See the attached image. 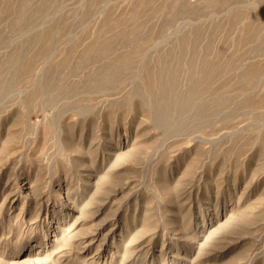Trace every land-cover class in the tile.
Returning <instances> with one entry per match:
<instances>
[{
  "label": "rangeland",
  "instance_id": "374dc122",
  "mask_svg": "<svg viewBox=\"0 0 264 264\" xmlns=\"http://www.w3.org/2000/svg\"><path fill=\"white\" fill-rule=\"evenodd\" d=\"M261 28L264 0H0V264H264Z\"/></svg>",
  "mask_w": 264,
  "mask_h": 264
},
{
  "label": "bare ground",
  "instance_id": "6f19581e",
  "mask_svg": "<svg viewBox=\"0 0 264 264\" xmlns=\"http://www.w3.org/2000/svg\"><path fill=\"white\" fill-rule=\"evenodd\" d=\"M236 14H237V13H236ZM236 16H237V15H236ZM260 27H262V26H260ZM261 29H263V28H261ZM263 30H264V29H263ZM263 30H262V31H263ZM259 32H260V31H259ZM261 33H262V32H261ZM177 63H178V62H177ZM175 66H176V65H175ZM175 66H174V67H175ZM158 74H162V73L159 72ZM174 74H175V73H174ZM156 75H157V74H156ZM159 76H160V75H159ZM152 77H153V76H152ZM164 78H165V77H164ZM168 78H169V77H168ZM158 79H159V78H158ZM159 80H161V79H159ZM149 82H150V81H149ZM142 85H143V84H142ZM144 86H145V85H144ZM166 86H167V85H166ZM169 86H170V84H169ZM147 87H148V86H147ZM149 87H150V86H149ZM151 88H152V87H151ZM160 88H161V87H160ZM166 88H167V87H166ZM158 89H159V88H158ZM162 89H163V88H162ZM169 89H171V88H169ZM169 89H168V90H169ZM152 90H153V89H152ZM152 90H151V91H152ZM159 90H160V89H159ZM164 90H165V89H164ZM166 90H167V89H166ZM168 90L166 91L167 93L170 92V91H168ZM145 92H146V90H145ZM171 92H172V91H171ZM170 94H172V93H170ZM152 96H153V95H152ZM161 98H162V97H161ZM158 99H159V98H158ZM162 99H163V98H162ZM163 100H164V99H163ZM157 101H158V100H157ZM159 102H160V101H158L157 103H159ZM163 102H164V101H163ZM163 102H161V103L164 104ZM158 105H160V103H159ZM160 106H161V105H160Z\"/></svg>",
  "mask_w": 264,
  "mask_h": 264
}]
</instances>
